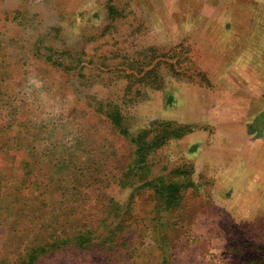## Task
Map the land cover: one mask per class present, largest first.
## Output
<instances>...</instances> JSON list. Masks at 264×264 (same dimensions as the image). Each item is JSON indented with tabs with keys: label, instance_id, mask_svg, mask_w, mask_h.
I'll list each match as a JSON object with an SVG mask.
<instances>
[{
	"label": "rangeland",
	"instance_id": "1",
	"mask_svg": "<svg viewBox=\"0 0 264 264\" xmlns=\"http://www.w3.org/2000/svg\"><path fill=\"white\" fill-rule=\"evenodd\" d=\"M162 2L0 0V264L34 248L33 264H264V183L233 181L223 164L196 173L185 136L153 151L141 180L106 116L118 110L130 134L189 119L183 88L210 86L195 47L155 30ZM222 120L234 141L238 123ZM160 176L181 185L177 207L146 185Z\"/></svg>",
	"mask_w": 264,
	"mask_h": 264
},
{
	"label": "crops",
	"instance_id": "2",
	"mask_svg": "<svg viewBox=\"0 0 264 264\" xmlns=\"http://www.w3.org/2000/svg\"><path fill=\"white\" fill-rule=\"evenodd\" d=\"M243 1L231 5L226 0H163L155 30H162L163 40L167 31V43L184 41L194 46L210 84L187 82L177 108L180 116L189 119L170 115L162 121L191 126L182 137L195 144L196 173L202 171L201 175L211 178L214 169L209 165L223 164L225 176L249 182L251 188L264 183V0ZM236 5L240 9H232ZM150 6L148 1L146 7ZM194 85L199 93L190 92ZM167 98L170 103V95ZM184 100L186 106L194 107L189 113L180 111ZM223 118L238 123L234 141L223 128Z\"/></svg>",
	"mask_w": 264,
	"mask_h": 264
},
{
	"label": "trees",
	"instance_id": "3",
	"mask_svg": "<svg viewBox=\"0 0 264 264\" xmlns=\"http://www.w3.org/2000/svg\"><path fill=\"white\" fill-rule=\"evenodd\" d=\"M106 116L110 119V123L118 129L122 135L129 137V141L134 147V158L130 171L136 173L142 171L141 180L145 179L146 175L149 173L147 158L153 151L159 149L168 140L178 139L191 131V126L187 124H177L170 121H153L148 127L137 131L135 134H130L124 123V118L118 110H113ZM172 172L177 173L182 171L177 168ZM153 182L157 183L153 185ZM175 182L177 181H166L161 176L157 177L155 180L146 181V185H153V193L161 209L164 207H177L180 204L181 185ZM83 233H78V235L73 237V244L82 245L90 238V235ZM40 252H42V249L34 248L27 255L23 264H33L38 256L36 254Z\"/></svg>",
	"mask_w": 264,
	"mask_h": 264
}]
</instances>
